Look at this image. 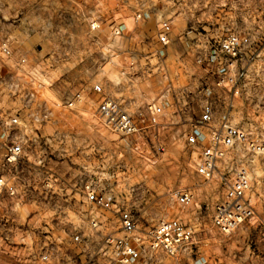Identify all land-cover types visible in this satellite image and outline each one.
<instances>
[{"label": "rangeland", "instance_id": "374dc122", "mask_svg": "<svg viewBox=\"0 0 264 264\" xmlns=\"http://www.w3.org/2000/svg\"><path fill=\"white\" fill-rule=\"evenodd\" d=\"M142 4L149 13L138 18ZM164 22L171 26L168 44L159 40ZM231 33L249 36L251 44L231 68L237 82L228 84L205 59ZM1 40H13L16 52L8 59L0 50V70L25 55L49 116L24 113L17 165L4 166L0 148V175L15 186L14 195L0 196V264H36L46 252V264H120L105 243L125 234L119 212L92 203L91 190L111 191L133 213L145 248L134 264H264V225L257 219L232 234L213 226L225 187L220 176L198 174L202 148L187 140L196 125L208 132L201 121L207 105L214 128L226 117L264 137V0H0ZM93 84L137 119L149 104L161 106V124L126 138L105 125L90 100L56 105ZM4 88L0 82V114L15 112L19 105ZM240 160L263 213L264 156L232 150L219 167L230 174ZM182 189L194 193V203L179 204ZM164 218L194 226L197 244L178 257L150 250L148 234ZM75 233L84 235L81 245Z\"/></svg>", "mask_w": 264, "mask_h": 264}, {"label": "built area", "instance_id": "2783aa9c", "mask_svg": "<svg viewBox=\"0 0 264 264\" xmlns=\"http://www.w3.org/2000/svg\"><path fill=\"white\" fill-rule=\"evenodd\" d=\"M148 13L149 9L142 4L138 18ZM170 32L171 26L168 22H164L159 33V40L164 44L170 43ZM250 44L249 36L231 33L220 40L218 46L211 49L205 60L209 64H217L215 73L218 74L221 82L228 84L237 82L238 75L231 73V68L235 67L236 62ZM0 50L3 57L14 58L16 52L14 41L1 40ZM34 70L36 69L28 67L25 55H21L16 60V66L5 71L0 70V82L5 87L4 91H7L19 105L15 112L0 114V125L4 130L0 132V148L4 150L2 158L4 166L17 165L24 155L23 137L18 134V129L26 124L23 120L24 113L42 120L49 116L48 101L39 98L41 84L38 85L39 88L35 87L32 76L37 72ZM86 100L97 104L96 113L108 128L126 138L145 134L149 129L155 130L161 124L160 116L163 111L161 106L149 104L137 119L126 105L108 93L101 84H93L87 91H76L68 101H60L56 105L71 107ZM201 121L208 126V132L204 130V126L196 125L187 136L189 145L202 148L197 172L208 180L220 176L225 187L222 198L214 207L213 226L222 234H232L247 220L257 219L264 225V212L260 213L255 206L252 176L248 165L240 160L230 174L222 172L219 167V162L232 150H242L245 155L264 156V137L251 136L246 130L233 125L226 117L223 118L219 128H214L211 125L213 121L211 105H207L204 109ZM5 193L14 195L15 186L6 176L0 175V196ZM176 196L182 206L191 205L195 201V195L189 189L178 190ZM88 199L97 206L119 212V220L125 234L123 236L109 235L105 241L106 247L113 251L115 260L120 264H134L141 261L145 248L140 243L141 238L135 235L137 225L133 213L122 209L111 191L98 193L96 190H91L88 193ZM92 224L96 226V220H93ZM72 239L77 245L85 241L81 233L73 234ZM197 241L195 227L180 218L162 219L149 232L147 238L150 250H162L173 257H178L184 250L193 248ZM50 259L51 254L46 252L39 257L36 264L49 263ZM197 262L201 263V260Z\"/></svg>", "mask_w": 264, "mask_h": 264}, {"label": "crops", "instance_id": "0c3cea01", "mask_svg": "<svg viewBox=\"0 0 264 264\" xmlns=\"http://www.w3.org/2000/svg\"><path fill=\"white\" fill-rule=\"evenodd\" d=\"M88 28H93V26H89L88 25ZM94 29V28H93ZM58 40H63V38H61L60 36L58 37Z\"/></svg>", "mask_w": 264, "mask_h": 264}]
</instances>
